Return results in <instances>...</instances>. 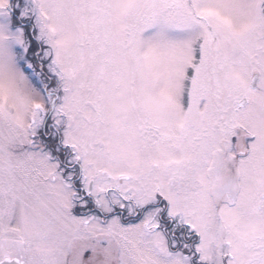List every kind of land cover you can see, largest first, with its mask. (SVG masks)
Returning a JSON list of instances; mask_svg holds the SVG:
<instances>
[{"label":"snow or ice","instance_id":"obj_1","mask_svg":"<svg viewBox=\"0 0 264 264\" xmlns=\"http://www.w3.org/2000/svg\"><path fill=\"white\" fill-rule=\"evenodd\" d=\"M0 264H264V0H0Z\"/></svg>","mask_w":264,"mask_h":264}]
</instances>
